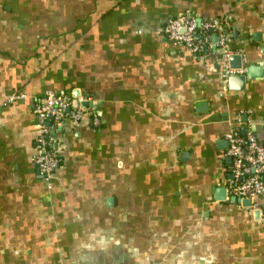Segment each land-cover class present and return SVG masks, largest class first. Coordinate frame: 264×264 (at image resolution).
Masks as SVG:
<instances>
[{"label": "crops", "instance_id": "1", "mask_svg": "<svg viewBox=\"0 0 264 264\" xmlns=\"http://www.w3.org/2000/svg\"><path fill=\"white\" fill-rule=\"evenodd\" d=\"M177 15L216 25L198 54L164 36ZM44 91L86 99L76 124L44 122L49 183ZM229 129L264 145V0H0V264H264V194L213 197Z\"/></svg>", "mask_w": 264, "mask_h": 264}, {"label": "built area", "instance_id": "2", "mask_svg": "<svg viewBox=\"0 0 264 264\" xmlns=\"http://www.w3.org/2000/svg\"><path fill=\"white\" fill-rule=\"evenodd\" d=\"M213 27L216 25L206 22L198 31L192 17L177 15L167 19L162 30L166 39L171 43L182 45L190 53L198 54L206 40L200 30ZM222 34H219L217 41L219 45L224 42ZM231 73L232 71L226 70L223 77L226 78ZM20 97H22L20 93L12 91L4 104ZM85 100L83 96L50 91H44L34 100L32 112L36 117L37 136L32 162L47 183L58 164V157L57 147H54L55 140L48 135V128L44 122L49 121L53 127H58L65 119H68L76 124L86 112V108L81 105V102ZM95 120L94 117V122ZM224 139L227 144L224 154L229 158V170L233 177L228 189H225V199L235 196L252 200L255 196L264 194V145L255 138L251 131L240 134L229 129L224 134Z\"/></svg>", "mask_w": 264, "mask_h": 264}, {"label": "water", "instance_id": "3", "mask_svg": "<svg viewBox=\"0 0 264 264\" xmlns=\"http://www.w3.org/2000/svg\"><path fill=\"white\" fill-rule=\"evenodd\" d=\"M252 70V67L247 68V76L250 77V71ZM227 86L231 89H242L244 86V76L243 75H228L226 78ZM76 95V94H75ZM81 105H86L85 102H81ZM213 197L214 199L218 201L222 200H228L231 203L237 202L240 203L243 207H248L251 205L250 199L245 198H238L235 196H229L228 199H225V189L223 187H217L213 191Z\"/></svg>", "mask_w": 264, "mask_h": 264}, {"label": "trees", "instance_id": "4", "mask_svg": "<svg viewBox=\"0 0 264 264\" xmlns=\"http://www.w3.org/2000/svg\"><path fill=\"white\" fill-rule=\"evenodd\" d=\"M206 32V30H204Z\"/></svg>", "mask_w": 264, "mask_h": 264}]
</instances>
